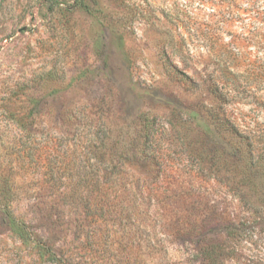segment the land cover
I'll return each mask as SVG.
<instances>
[{"label":"rangeland","instance_id":"obj_1","mask_svg":"<svg viewBox=\"0 0 264 264\" xmlns=\"http://www.w3.org/2000/svg\"><path fill=\"white\" fill-rule=\"evenodd\" d=\"M0 264H264V0H0Z\"/></svg>","mask_w":264,"mask_h":264},{"label":"trees","instance_id":"obj_2","mask_svg":"<svg viewBox=\"0 0 264 264\" xmlns=\"http://www.w3.org/2000/svg\"><path fill=\"white\" fill-rule=\"evenodd\" d=\"M252 1H253V0H252ZM221 6H222V4H221ZM229 6H231V5H228V7H229ZM217 94H219V93H217ZM218 96H220V95H218Z\"/></svg>","mask_w":264,"mask_h":264}]
</instances>
